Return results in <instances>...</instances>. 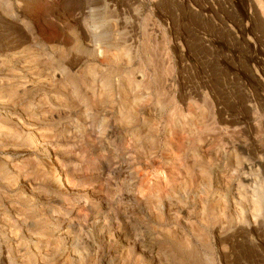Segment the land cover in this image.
<instances>
[{
    "label": "rangeland",
    "instance_id": "1",
    "mask_svg": "<svg viewBox=\"0 0 264 264\" xmlns=\"http://www.w3.org/2000/svg\"><path fill=\"white\" fill-rule=\"evenodd\" d=\"M257 6L0 0V77L26 53L70 71L1 78L0 264H264Z\"/></svg>",
    "mask_w": 264,
    "mask_h": 264
},
{
    "label": "bare ground",
    "instance_id": "2",
    "mask_svg": "<svg viewBox=\"0 0 264 264\" xmlns=\"http://www.w3.org/2000/svg\"><path fill=\"white\" fill-rule=\"evenodd\" d=\"M84 26V25H83ZM96 30V29H95ZM95 30L94 29H92V28H88V27H80L79 29H78V34L77 35H80L81 37H84V36H86V37H93L94 38V35H95ZM98 33V32H97ZM100 34V33H99ZM97 35V34H96ZM95 38H96V36H95ZM97 39V38H96ZM55 49V48H54ZM4 65H8V66H10L11 65V67H12V69H13V73H12V78L10 79H6L5 77H0V84L3 82V80L2 79H6V83L9 85V84H11L12 86L13 85H15V87H16V89L19 91V92H23V91H25V90H27L26 88L30 85V86H32V85H34V88H35V84H31L32 83V81L33 80H35V79H33L34 78V76L37 74V76H38V74L39 75H41L40 76V78H43V79H40V80H44V81H50V82H52V84H54V83H56V84H60L62 81H63V78L65 77V76H68V75H70V71H69V69L67 70V69H65V68H63V67H58V66H56V67H54V66H50V65H46V64H43V63H41V60L39 59V56H37V55H35V54H25V55H18V56H15V58L14 59H6L5 60V64ZM3 66V65H2ZM4 70H6L5 68L4 69H2L1 67H0V75H2L3 74V72H4ZM5 74L7 73V74H9L10 75V71H9V73H8V70H7V72H4ZM8 75V76H9ZM3 76V75H2ZM10 77V76H9ZM2 78V79H1ZM65 78H67V77H65ZM31 79H33V80H31ZM38 79V81H40ZM33 82H35V81H33ZM43 82V81H42ZM4 83V82H3ZM46 83H48V82H46ZM96 84V87L98 88V87H100L101 89H103V88H105L104 87V81L101 79V80H98V81H96L95 82ZM51 84V83H50ZM49 84V85H50ZM55 84V85H56ZM5 85V84H4ZM1 87V89H2V85L0 86ZM15 87H13V88H15ZM33 87V86H32ZM120 87V86H119ZM119 87H117V89H119ZM9 88H10V86H9ZM12 89V88H11ZM13 90V89H12ZM32 90V89H31ZM2 92V91H1ZM13 92H14V90H13ZM18 92V94H20ZM25 92H28V90L27 91H25ZM25 92H24V94H25ZM2 93H0V104H3L4 102H2L1 101V99L3 100L4 98H5V96L3 97L2 95H1ZM17 93H15V96L16 95H18ZM13 96V95H12ZM14 96V97H15ZM3 97V98H2ZM16 99V98H15ZM6 100V99H5ZM37 105V104H36ZM1 106V105H0ZM40 112V111H39ZM135 140L136 139H133L132 140V143L133 144H135ZM131 142V140L129 141V143ZM136 142H138V140H136ZM132 144V145H133ZM248 166V165H247ZM55 173V172H54ZM64 174V173H63ZM53 176H54V174H53ZM55 181L57 182V184H63L62 183V179H61V175L60 174H58V176L56 177L55 176ZM238 187V186H237ZM141 194V193H140ZM257 198H255V200H256ZM253 202V201H252ZM255 204H256V206L257 207H255L256 208V211H261V210H263L262 208L264 207V199L263 198H260V199H258L257 200V202H255ZM254 204V202L252 203V205H255ZM251 205V206H252ZM235 210H236V208H235ZM249 212L247 213L249 216H250V218H252L253 220H255V215H256V213H255V211H254V208L252 207V209H249L248 210ZM196 252V251H195ZM191 254H193V253H191ZM195 254V253H194ZM188 257H190V260H191V264H194L195 263V261H194V258H193V255H191V256H188ZM189 260V259H188ZM189 260V261H190ZM197 263V262H196ZM195 263V264H196ZM200 264V263H199Z\"/></svg>",
    "mask_w": 264,
    "mask_h": 264
},
{
    "label": "crops",
    "instance_id": "3",
    "mask_svg": "<svg viewBox=\"0 0 264 264\" xmlns=\"http://www.w3.org/2000/svg\"><path fill=\"white\" fill-rule=\"evenodd\" d=\"M257 10L259 12L260 18H262L263 21H264V10L262 8L258 7V6H257ZM263 35H264V32H263Z\"/></svg>",
    "mask_w": 264,
    "mask_h": 264
}]
</instances>
